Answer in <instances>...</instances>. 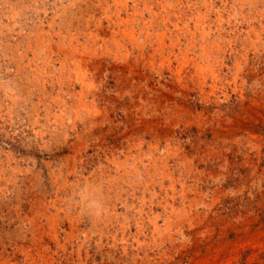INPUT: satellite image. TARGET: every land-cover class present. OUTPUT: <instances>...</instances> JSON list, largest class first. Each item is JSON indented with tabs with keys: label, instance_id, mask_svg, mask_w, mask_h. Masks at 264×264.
<instances>
[{
	"label": "rangeland",
	"instance_id": "374dc122",
	"mask_svg": "<svg viewBox=\"0 0 264 264\" xmlns=\"http://www.w3.org/2000/svg\"><path fill=\"white\" fill-rule=\"evenodd\" d=\"M263 28L264 0H0V264H264Z\"/></svg>",
	"mask_w": 264,
	"mask_h": 264
},
{
	"label": "bare ground",
	"instance_id": "6f19581e",
	"mask_svg": "<svg viewBox=\"0 0 264 264\" xmlns=\"http://www.w3.org/2000/svg\"><path fill=\"white\" fill-rule=\"evenodd\" d=\"M173 1V0H172ZM179 1V0H178ZM187 1V0H186ZM200 1V0H199ZM167 2V1H166ZM196 2V1H195ZM208 2V1H207ZM223 2V1H222ZM184 3V2H183ZM224 3V2H223ZM238 3H239V1H238ZM164 4V3H163ZM187 4V3H186ZM190 4V3H189ZM204 4H206V3H204ZM203 4V5H204ZM212 4V3H211ZM225 4V3H224ZM241 4V3H240ZM165 5V4H164ZM173 6V5H172ZM210 6V5H209ZM215 6V5H214ZM163 7V6H162ZM168 7V6H167ZM233 7V6H232ZM242 8V7H241ZM162 9V8H161ZM196 9V8H195ZM194 9V10H195ZM205 9V8H204ZM243 9V8H242ZM212 10V9H211ZM256 10V9H255ZM202 11V10H201ZM165 12V11H164ZM182 12V11H181ZM197 12V11H196ZM152 13V12H151ZM257 13V12H256ZM259 13V12H258ZM257 13V14H258ZM154 14V13H153ZM165 14V13H164ZM208 14V13H207ZM216 14V13H215ZM120 15V14H119ZM204 15H206V14H204ZM251 15V14H250ZM259 15V14H258ZM164 16V15H163ZM167 16V15H166ZM201 16V15H200ZM209 16V15H208ZM207 16V17H208ZM214 16V15H213ZM221 16V15H220ZM225 16V15H224ZM196 17H199L198 15L196 16ZM159 18V17H158ZM170 18H172V17H170ZM194 18H195V16H194ZM218 18V17H217ZM202 18H199V20H201ZM207 19V18H206ZM220 19V18H219ZM183 22H184V20H182ZM202 21V20H201ZM204 21V20H203ZM217 21V20H216ZM163 22H165V21H163ZM193 22V21H192ZM212 22V21H211ZM210 22V24H212ZM220 22H221V20H220ZM168 23V22H167ZM197 23V22H196ZM207 23V22H206ZM214 23V22H213ZM183 24V23H182ZM217 24V23H216ZM204 25V24H203ZM163 26H165V25H163ZM198 26V25H197ZM201 26V25H200ZM222 26V25H221ZM249 26H251V25H249ZM158 27V26H157ZM186 27V26H185ZM204 27V26H203ZM161 28V27H160ZM165 28V27H164ZM210 28H211V26H210ZM209 28V29H210ZM256 28V27H255ZM213 29V28H212ZM216 29V28H215ZM252 29V28H251ZM254 29V28H253ZM264 29V28H263ZM167 30V29H166ZM169 30V29H168ZM188 30H190V29H188ZM205 30V29H204ZM232 30V29H231ZM261 30V29H260ZM153 31V30H152ZM186 31V30H185ZM200 31V30H199ZM208 31H211V30H208ZM168 32V31H167ZM187 32V31H186ZM229 32V31H228ZM235 32V31H234ZM253 32V31H252ZM165 33V32H164ZM177 33V32H176ZM190 33V32H189ZM204 33V32H203ZM235 33H237V32H235ZM250 33V32H249ZM200 34V33H199ZM216 34V33H215ZM224 34V33H223ZM192 35V34H191ZM202 35V34H201ZM214 35V34H213ZM238 35V34H237ZM159 36H160V34H159ZM165 36H167V35H165ZM193 36V35H192ZM195 36V35H194ZM161 37V36H160ZM164 37V36H163ZM199 37V36H198ZM162 38V37H161ZM194 38V37H193ZM163 39V38H162ZM209 40V39H208ZM160 41V40H159ZM163 41H165V40H163ZM163 41L161 42V43H163ZM194 41V40H193ZM226 42V41H225ZM164 44V43H163ZM204 44V43H203ZM224 44V43H223ZM174 45V44H173ZM208 45V44H207ZM211 45H212V43H211ZM178 46V45H177ZM215 46V45H214ZM213 46V47H214ZM165 47H167V46H165ZM210 47V46H209ZM216 47V46H215ZM219 47V46H218ZM161 48V47H160ZM204 48V47H203ZM217 48V47H216ZM220 49V48H219ZM210 50V49H209ZM160 51V50H159ZM162 51V50H161ZM205 51V50H204ZM211 51V50H210ZM213 52V51H212ZM215 52V51H214ZM218 52V51H217ZM222 53V52H221ZM210 54V53H209ZM219 54V53H218ZM206 55V54H205ZM220 55V54H219ZM226 55V54H225ZM212 56V55H211ZM224 56V55H223ZM206 58H209V57H206ZM203 59V58H202ZM212 60V59H211ZM218 60H219V58H218ZM202 62V61H201ZM215 62V61H214ZM213 64V63H212ZM211 64V65H212ZM203 65V64H202ZM215 65V64H214ZM196 66V65H195ZM199 67V66H198ZM196 68H197V66H196ZM207 68H208V66H207ZM198 69V68H197ZM201 69H202V67H201ZM200 69V70H201ZM207 70V69H206ZM208 71V70H207ZM215 73V72H214ZM208 74V73H207ZM210 74V73H209ZM215 76V75H214ZM217 76V75H216ZM201 78V77H200ZM218 78V77H217ZM203 79V78H202ZM207 80V79H206ZM215 80V79H214ZM220 81V80H219ZM163 187V186H162Z\"/></svg>",
	"mask_w": 264,
	"mask_h": 264
}]
</instances>
